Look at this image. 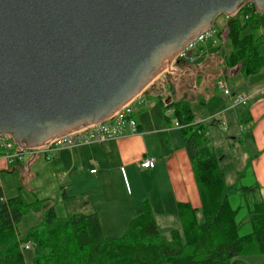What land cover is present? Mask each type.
Wrapping results in <instances>:
<instances>
[{
    "label": "water",
    "instance_id": "1",
    "mask_svg": "<svg viewBox=\"0 0 264 264\" xmlns=\"http://www.w3.org/2000/svg\"><path fill=\"white\" fill-rule=\"evenodd\" d=\"M248 3L264 14V0H0V135L32 149L106 120Z\"/></svg>",
    "mask_w": 264,
    "mask_h": 264
},
{
    "label": "trees",
    "instance_id": "2",
    "mask_svg": "<svg viewBox=\"0 0 264 264\" xmlns=\"http://www.w3.org/2000/svg\"><path fill=\"white\" fill-rule=\"evenodd\" d=\"M225 30L231 46L224 57L225 67L240 64L245 78L261 75L264 14L245 4L227 18ZM172 106L181 125L196 128L186 130L185 147L200 208L180 204L181 229L172 231L169 239L160 235L147 201L137 207L125 233L112 239L103 237L95 213L59 219L49 208L22 239L32 246L30 264H247V258L257 257L262 260L258 264H264V201L258 186L253 179L250 186L239 182L227 185L218 159L201 140L202 125L193 124L189 101L165 107ZM1 198L0 194V264H26L16 232L23 218L41 211L43 202L27 204L20 198Z\"/></svg>",
    "mask_w": 264,
    "mask_h": 264
},
{
    "label": "crops",
    "instance_id": "3",
    "mask_svg": "<svg viewBox=\"0 0 264 264\" xmlns=\"http://www.w3.org/2000/svg\"><path fill=\"white\" fill-rule=\"evenodd\" d=\"M224 32L222 34H225ZM222 34L219 35L220 40ZM205 51L201 48V55L194 64L186 66L180 64L182 72L174 79L176 78L177 88L183 92L182 95L186 93L189 97L191 94L189 98L194 101L197 96L205 97L210 102L212 95L208 88L213 86L211 84L213 79L222 72L214 67L215 64L212 65L210 61L212 54ZM187 74L192 75L193 86L188 85L190 79ZM245 79L246 85L241 88L240 94L248 96L249 103L243 106V112L236 113L235 107L228 109L229 106L221 105L208 117L193 124L200 123L202 126L204 123L207 124L210 131L207 133L211 135L214 143H217L221 131L220 123L227 121L226 133L230 134L229 140L232 142L240 140L243 145H250L253 148L254 154L250 159L251 175L264 201V84H262L264 74ZM159 83L164 86L163 83ZM255 86L257 88L252 90ZM147 91L157 100L144 104L140 98L142 93ZM143 92L133 102V105L137 103L134 119L138 126V134L126 135L105 143L73 147L60 151L54 157L58 170L64 171L68 176L72 174L75 177L80 165L88 169L86 177L90 181V188L97 197L103 198L102 200L87 198V202L80 207L79 214H82L85 206L87 214L95 213L102 235L107 239L120 237L127 230L137 207L144 201L149 203L157 229L159 233H163L160 235L165 239L170 237L172 231L181 229L178 212L180 204H187L194 210L201 206L192 164L185 147L186 130H193L176 126L181 124L178 119L172 123L169 116L158 108L156 104L163 102L161 95L164 87L161 94L158 86L155 90L147 88ZM169 100L171 103L172 98ZM226 102L230 103L228 97ZM165 103L161 104L164 108L170 104ZM235 124H239L238 128ZM244 129L248 131L247 136L238 137L243 134ZM145 158L154 160L155 165L152 169L145 170L139 167L140 161ZM12 168H21L24 176L30 171L21 166L12 167L4 160H0V173L10 170L12 172ZM91 170H95V173H91Z\"/></svg>",
    "mask_w": 264,
    "mask_h": 264
},
{
    "label": "rangeland",
    "instance_id": "4",
    "mask_svg": "<svg viewBox=\"0 0 264 264\" xmlns=\"http://www.w3.org/2000/svg\"><path fill=\"white\" fill-rule=\"evenodd\" d=\"M226 22V16H217L213 23V27L217 33L210 38L211 40L201 46L204 50H206L205 52L212 54L211 56L209 55L211 57L210 61H212V65L215 64L214 67H217L219 71L222 72V74L213 79L211 83L213 86L208 88V91L212 95L210 102H208L205 97L202 98L196 95L197 98L194 101L189 98L192 96L191 94H189V97L186 93L185 95H182L183 92L177 88V82H173L170 80L174 76L168 71L164 72L159 76L160 78L156 80L163 83L164 85V92L161 95V99L164 103L166 102L165 104H167V100L170 99V97L172 98L171 104L178 101L191 100L189 101V103L191 104L190 111L193 117V122L208 117L211 113L218 110L221 105L223 107L229 106L228 109H231L230 103L228 104L226 102L227 96L223 95V92L219 90V85L225 84L231 91V93L233 92L234 94H240L241 88L245 87L246 85L245 81L247 79H245L241 74H238L240 73V64L232 68H226L224 64V57H228L231 52V46L226 38V32H224L226 28ZM223 32L225 34H222ZM220 34H222L221 40L219 38ZM260 53L261 55H264V44L260 49ZM216 59H219V61H216ZM186 65L187 64H184V66ZM177 72H182L181 67L178 68ZM261 74H264V71H262ZM262 84H264V81L262 82ZM262 84L260 85L261 87ZM188 85L193 86L192 79H190ZM255 88H257V86L253 87L252 90H254ZM142 94L143 95L140 100L142 102H145L144 104H146L147 101L157 100L153 97V95H151L149 91L143 92ZM156 105H158V108L161 109L162 112H165V114L169 116L172 123L174 121H177L173 106L166 109L161 106L160 102H158V104ZM136 107L137 103L135 105H132L134 112L133 116H135ZM243 110V106H237L234 109L236 113L243 112ZM223 122L220 123L221 131L218 134L219 140L217 141V143L215 142L216 144L212 140L211 135L209 136L208 133H210V131L208 130L209 128L205 123L202 126L203 135H201V140L203 141V144L207 146L218 159L219 168L225 175L227 185H232L239 182V184H242L244 186H250L252 184V175L249 163L251 156H253L254 154V151L252 150L253 148L250 147V145H243L240 140H237L236 142L230 141V134L226 133L227 121ZM235 125L238 128L239 124ZM192 129L195 130L196 128L192 127ZM247 134L248 131L244 129L243 134L239 135L238 137L242 138V136H247ZM59 152H57L55 155H57ZM55 155L52 156L51 161L45 160L44 156H39L35 160L34 156L31 155L30 158L26 159H29L30 161V167L28 168L30 171L27 176H24L20 170H15L14 172H11L10 170L0 173L2 194L5 201L20 198L27 204H32L36 201L43 202V207L39 213L26 216L18 225L16 235L18 241L21 242V244L24 243L22 239L25 238L26 232L40 223L44 216V213L49 208H52L57 218L65 219L72 215L79 214L80 207L84 205L85 202H87V198L94 200H99V198H101L102 200L103 198L97 197V194L93 192L94 190L90 188V181L86 177L88 169H85L80 165L77 168L76 172L78 174L75 177L74 175L72 176V174L68 176L64 171L58 170L57 165H55L54 163ZM243 173H245L246 175L240 179L239 176ZM231 203L233 204L234 201H232ZM237 204L238 202L234 204V206H236ZM86 207L87 206L83 207V209L85 208V210L81 211L82 214H87ZM167 225L168 224H166V226ZM160 226H162V224H160ZM125 231L122 234L120 233L121 236L125 233ZM160 232L162 231L160 230ZM160 234L162 235L163 233ZM21 252L22 254H24L26 264H30L33 255L32 251L24 252L21 250ZM259 261H261V259L258 257L256 259H246L247 264H258Z\"/></svg>",
    "mask_w": 264,
    "mask_h": 264
},
{
    "label": "built area",
    "instance_id": "5",
    "mask_svg": "<svg viewBox=\"0 0 264 264\" xmlns=\"http://www.w3.org/2000/svg\"><path fill=\"white\" fill-rule=\"evenodd\" d=\"M216 30L212 26L208 30L200 33L193 41L187 44L183 50L171 62L169 73L180 64L192 65L201 55V46L207 43L210 38L216 34ZM167 72V71H165ZM219 89L225 96L230 99V107L247 106L249 97L241 94H232L225 84L219 85ZM135 100V99H134ZM129 102L122 108L117 110L112 116L106 120L88 126L82 130L67 134L65 136L53 139L44 146L32 149H22L8 135H0V160H4L6 164L12 167L21 166L25 168L31 155L36 159L39 156H44L45 160L51 161L52 156L57 152L70 149L78 146L92 145L98 143H105L107 141L115 140L126 135L138 134V126L134 119L133 102ZM180 128L186 127L185 125L176 124ZM155 162L151 158H145L139 163L141 169H152ZM95 173V170H91ZM0 194L1 200L5 201L2 194V185L0 181ZM32 248L30 242H25L21 245L22 251H30Z\"/></svg>",
    "mask_w": 264,
    "mask_h": 264
},
{
    "label": "flooded vegetation",
    "instance_id": "6",
    "mask_svg": "<svg viewBox=\"0 0 264 264\" xmlns=\"http://www.w3.org/2000/svg\"><path fill=\"white\" fill-rule=\"evenodd\" d=\"M178 68H179V65H178V67L174 70V72H172V73H170V74H172L174 77H176V76H178V74L180 73V72H177L178 71ZM174 77L172 78V79H170L171 81H173V82H176L177 80H176V78L174 79ZM187 77L189 78V79H193L192 78V75H188L187 74ZM187 81V80H186ZM156 84V86H159L160 85V83L158 82V83H155Z\"/></svg>",
    "mask_w": 264,
    "mask_h": 264
}]
</instances>
